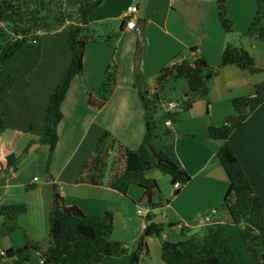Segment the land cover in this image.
<instances>
[{
	"label": "crops",
	"instance_id": "crops-1",
	"mask_svg": "<svg viewBox=\"0 0 264 264\" xmlns=\"http://www.w3.org/2000/svg\"><path fill=\"white\" fill-rule=\"evenodd\" d=\"M140 1L146 3L149 0ZM174 1L169 0L167 5L173 6ZM178 1L194 4L196 11L191 16L190 25L186 21V25L182 23L176 14L170 17L169 12L161 17L157 8L152 13L159 18L146 17L144 13L139 14V5L136 4L137 12L133 18L135 21L144 20L145 45L149 42L139 60L135 56L145 45L142 50H137L134 28H123L113 43L96 39L85 45L82 73L71 80L61 103L63 117L57 126L58 140L49 163V175L45 173L48 146L41 144L39 138L43 134L42 122L49 96L70 61L65 43L66 25L47 35L60 37L58 35L63 34V45L59 49L53 42L49 45L44 40L34 47L22 46L5 61L0 74V108L3 111V126L0 127V206L24 203L26 211L19 215L17 229L0 236V251L22 247L28 241L36 243L41 251L46 250L49 246V211L53 203L49 183H54L65 202L78 206L86 215L111 213L113 229L110 239L124 242L128 252L122 256L106 257L96 264H130V255L144 227L143 215L137 212L141 205L136 204L143 189L129 186L126 195H122L104 184L77 182V178L103 131H108L130 149L140 144L145 123L143 109L133 87L136 63L147 91L158 101H180L189 90L185 77L169 75L162 83H157V73L165 65L202 55L210 67L218 66L229 35L216 26L206 32L199 28V17L204 21L205 15L199 8L198 0ZM101 5L91 13L89 23L112 18L111 14L115 11ZM125 10L114 16L123 20ZM183 13L186 14L185 11ZM183 13L182 19L187 20ZM237 32L233 41L243 30L237 29ZM200 37L201 41L209 39V44L198 43ZM151 42H157V51L147 55ZM248 42L255 64L264 68V42L255 39ZM192 46L196 50L190 54L187 49ZM60 49L65 51L63 59L59 55ZM112 61L117 66L115 85L105 104L94 109L87 104V95L97 94L105 66ZM9 75L14 76L13 83L6 79ZM263 80L264 75H252L235 65L223 66L208 81V102L203 97H196L191 107L171 121L170 126H165V119L157 120L159 132L169 130L161 137L166 154L189 175V180L174 190L169 175L155 168L145 172V176L154 178L158 185L155 206L148 211L153 214L155 222L169 226L170 232L162 233L163 239L177 242L193 233L198 234L206 226L200 224L199 215L214 208L216 213L211 220H219L223 225L231 246L230 238L236 235L240 247L236 226L223 220L225 210L222 201L229 182L216 155L223 141L209 138L207 129L222 124L226 116L234 114L232 98L252 94L254 86ZM160 114L161 111L156 117ZM228 142L252 185L253 193L264 208V103L230 133ZM11 153L19 157L15 170L1 172L6 166V157ZM146 245L148 252L141 255L137 264H163L159 238L148 236ZM235 255L242 264L236 252ZM241 255H244L242 251ZM250 255L253 263L247 257L243 264H258L257 258L252 253ZM11 261L4 260L5 264H11ZM22 264H39L38 252L32 251Z\"/></svg>",
	"mask_w": 264,
	"mask_h": 264
},
{
	"label": "trees",
	"instance_id": "trees-1",
	"mask_svg": "<svg viewBox=\"0 0 264 264\" xmlns=\"http://www.w3.org/2000/svg\"><path fill=\"white\" fill-rule=\"evenodd\" d=\"M214 1L221 29L224 33L231 32L232 22L226 16V0ZM101 2L102 0H83L78 1L74 7L67 8L63 0H0V74L5 61L19 48L24 45L34 47L41 33L52 32L64 25L67 27L69 65L49 96L42 122L43 134L39 138L41 144L48 146L45 167L47 175L58 140L57 126L63 117L61 103L71 80L82 73L85 45L96 39L113 43L124 28V20H121L119 33L93 36L94 30L90 28L88 19ZM243 39L264 42V0H255V13L249 26L236 41L225 43L216 68L210 67L206 59L199 55L188 61L165 65L158 71V84L169 75L187 79L189 90L185 98L168 112L162 109L157 97L152 98L147 91L136 63L133 87L143 109L145 133L142 140L137 148L130 149L108 131H103L83 164L77 182L104 184L122 195H126L129 186H137L143 189V193L136 204L149 209L155 206L154 196L158 193V185L154 178L145 176L147 170L155 168L169 175L172 184L176 181L186 183L189 175L171 160L161 143L162 135L168 134L169 130L159 132L156 122L166 118L175 121L191 107L196 97H203L208 102V81L223 66L235 65L252 75H264V68L257 66L250 51L243 47ZM195 50L192 46L188 52L193 54ZM116 76V64L108 63L97 94L87 95L89 106L99 109L105 104L115 85ZM13 78L10 83H13ZM231 103L234 114L226 116L222 124L212 125L207 129L209 138L223 141L216 152L229 182L222 201L225 210L223 220L236 226L247 251L257 258L258 264H264V208L253 193L252 185L228 142L230 133L256 107L264 103V80L254 86L252 94L234 97ZM2 126L3 111L0 108V127ZM18 160V156L9 154L1 172L15 170ZM49 187L53 196L49 211V246L41 251L36 243L28 241L22 247L7 249L6 255L0 256V264H5L4 260L9 258H12L11 264H22L28 260L32 251L38 252L39 264H96L106 257L122 256L128 252L124 242L110 239L113 229L110 212L86 215L78 206L65 202L56 184L49 183ZM25 211L24 203L0 206V236L17 229V219ZM143 221L144 227L130 255V264H137L141 255L147 254L148 236L160 239L163 264H239L220 222L207 224L201 235L193 233L187 239L172 242L162 238L163 225L153 220L150 211L143 215Z\"/></svg>",
	"mask_w": 264,
	"mask_h": 264
},
{
	"label": "rangeland",
	"instance_id": "rangeland-1",
	"mask_svg": "<svg viewBox=\"0 0 264 264\" xmlns=\"http://www.w3.org/2000/svg\"><path fill=\"white\" fill-rule=\"evenodd\" d=\"M63 1H64L65 5L67 6V8H72L78 3V1H83V0H63ZM168 1L169 0H149L148 2L144 3V2H141L140 0H102V2H101L102 8L103 7L106 9L111 8L115 12L116 11L117 12L116 13L113 12V14H111L112 18H108L107 20L101 21V22L98 21V22H94V23H89V26L91 29L94 30L93 36H96V37L97 36H104L105 34H109V33H111V34L119 33V24H120L121 20H120V18H117L114 15H117L122 9L125 10L128 4L129 5L130 4H133V5L138 4L139 5V14L144 13L146 17H150V16L157 17L156 15H154L152 13L153 9L157 8L158 14L161 17L165 16V14L169 12L170 17H173L176 14V16H178V18L180 19V21H182V23L185 24V21H186V23H188V25H190L192 22L191 16L194 13V11H196L194 4L193 3L185 4L182 1L176 2V0H175L173 3V6H169V5H167ZM198 5H199V8L203 11V13L205 15L204 21H203L202 17H199V22H198L199 28L206 32V30H208V29L212 30V27L216 26L217 28H219V30L223 31L221 29L219 23H218V20H217V6L215 4V1L214 0H198ZM225 6H226V16L232 22V31L227 33V34L229 35V41H233V38L236 37V33H238L237 29H242L244 32V31H246L247 27L249 26V24L253 18V15L255 13V0H226ZM182 10L185 11L186 14L183 13ZM181 12L185 15V19H187V20L182 19V13ZM157 18H159V17H157ZM102 25H105L106 28H103L105 26H102ZM59 28H58V30H59ZM243 32H241L240 34H242ZM48 33L49 32H46L45 37H42L43 33H41L39 35V38H38V43L39 42L42 43L45 40V41H48L49 45H51V42H53V44L57 45V49H59L63 45V40H61V37H63V34H59L58 36H60V37H57V36L56 37H48L47 36ZM134 36H135V39H137L135 33H134ZM146 38L147 37L145 36V39ZM201 40H202V38L200 37V38H198L197 42L200 44H202L204 42L205 45L209 44L208 43L209 39H205L204 41H201ZM248 40L249 39H243L242 40L243 47H245L246 49H251V44L248 42ZM65 43H66L67 54H69V49L67 47V36L65 38ZM156 43L155 42H154V44H152V42L150 43L151 48L153 47L154 49L152 48L153 49V51H152V49L150 47H148L149 52L147 55H149L151 52L154 53L157 51L156 50L157 49ZM148 44H149V42H148ZM148 44L145 45L146 49L144 48L142 51H140V53L137 57L138 60L141 57H143V52H145L147 50L146 46H148ZM26 46L31 47L29 45H26ZM187 51H188V49H187ZM64 53H65L64 50H62V49L59 50V55L62 56L61 57L62 59L65 56V55L63 56ZM135 59H136V56H135ZM13 77L14 76L9 75L6 77V79L10 83V79ZM13 81H14V78H13ZM42 179L43 180H41V182L43 183L44 182V176H42ZM204 229H205V227L198 234L201 235L203 233ZM166 232H170L168 225L163 226V232L162 233L165 234ZM237 238L240 242V247L236 241V235L234 238H230V239L232 241V247H233L234 251L236 252V254L238 255L240 262L243 264L245 261H247V257H248V260H250L251 263H253V259H252L253 257L247 251L243 240L238 235H237ZM169 239H170V237H169ZM159 241H160V239H159ZM241 251H242V253H244V255H241Z\"/></svg>",
	"mask_w": 264,
	"mask_h": 264
},
{
	"label": "built area",
	"instance_id": "built-area-1",
	"mask_svg": "<svg viewBox=\"0 0 264 264\" xmlns=\"http://www.w3.org/2000/svg\"><path fill=\"white\" fill-rule=\"evenodd\" d=\"M137 12V6L136 5H130L126 8L124 16H123V20H124V28L126 29H133L135 26V20L132 17L135 13ZM158 103L160 104V106L162 107V109L165 112L168 111H172L175 107H177L179 105V101H171V100H160L158 101ZM164 124L165 126H170L171 125V121L169 119H165L164 120ZM36 179V178H34ZM172 187L174 190H178L181 187L180 182L176 181L172 184ZM148 207L146 206H141L137 208V212L140 215H144L148 212ZM216 213V209L212 208L210 210L204 211L202 214L199 215V222L202 225H207L210 223H213V221L211 220V217L213 214ZM219 222V220L217 221ZM187 225L184 224L183 226ZM6 255V250H1L0 251V256H4ZM12 259V258H9ZM42 261V259L40 260V262Z\"/></svg>",
	"mask_w": 264,
	"mask_h": 264
},
{
	"label": "water",
	"instance_id": "water-1",
	"mask_svg": "<svg viewBox=\"0 0 264 264\" xmlns=\"http://www.w3.org/2000/svg\"><path fill=\"white\" fill-rule=\"evenodd\" d=\"M134 32L137 37V50H142L145 45V36H144V20L138 19L135 22Z\"/></svg>",
	"mask_w": 264,
	"mask_h": 264
}]
</instances>
